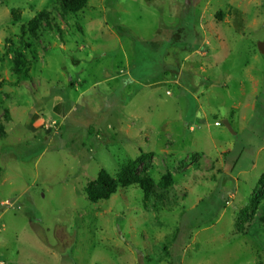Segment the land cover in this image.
I'll use <instances>...</instances> for the list:
<instances>
[{"label":"rangeland","instance_id":"rangeland-1","mask_svg":"<svg viewBox=\"0 0 264 264\" xmlns=\"http://www.w3.org/2000/svg\"><path fill=\"white\" fill-rule=\"evenodd\" d=\"M0 127V264H264V0H0Z\"/></svg>","mask_w":264,"mask_h":264},{"label":"trees","instance_id":"trees-1","mask_svg":"<svg viewBox=\"0 0 264 264\" xmlns=\"http://www.w3.org/2000/svg\"><path fill=\"white\" fill-rule=\"evenodd\" d=\"M59 5L61 6L64 14H75L85 7L86 0H59ZM42 14L44 19L47 20V14L44 12ZM36 29L37 21L33 19L26 26V31L35 36ZM26 64L25 56L16 52L12 65V72L17 76L21 75L23 69L26 68ZM5 114H7V112H5ZM1 129L2 128L0 127V130ZM148 157L149 154H141L137 159L128 163L122 171L124 176L122 186L128 187L131 185H137L145 197H156L152 180L148 178H138L135 176L138 168L148 159ZM170 182V175L166 174L160 180L159 185L165 188L170 184ZM258 184H263L262 178L259 180ZM117 185L118 183H116L105 171L101 170L98 173L97 178L85 188V194L90 202L96 203L99 200L108 199V197L116 190ZM259 220L262 224H264V216Z\"/></svg>","mask_w":264,"mask_h":264},{"label":"water","instance_id":"water-1","mask_svg":"<svg viewBox=\"0 0 264 264\" xmlns=\"http://www.w3.org/2000/svg\"><path fill=\"white\" fill-rule=\"evenodd\" d=\"M224 123L228 127V129H230V126L228 125V123L226 121H224Z\"/></svg>","mask_w":264,"mask_h":264}]
</instances>
